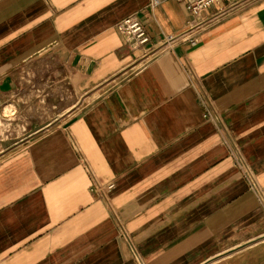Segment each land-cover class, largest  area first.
<instances>
[{
	"label": "crops",
	"instance_id": "1",
	"mask_svg": "<svg viewBox=\"0 0 264 264\" xmlns=\"http://www.w3.org/2000/svg\"><path fill=\"white\" fill-rule=\"evenodd\" d=\"M7 124L0 264H264V0H0Z\"/></svg>",
	"mask_w": 264,
	"mask_h": 264
},
{
	"label": "built area",
	"instance_id": "2",
	"mask_svg": "<svg viewBox=\"0 0 264 264\" xmlns=\"http://www.w3.org/2000/svg\"><path fill=\"white\" fill-rule=\"evenodd\" d=\"M185 4L186 8L194 15L200 14L203 10L211 5L218 3L221 0H178ZM196 27H192L188 31H185L179 35H169L166 37L164 43L158 48L152 50V53L158 49H166L173 47L176 42H189L190 44H196L199 38V31L194 30ZM116 29L125 37V39L132 43L136 47H146L151 42V35L147 30L146 25L138 14H132L124 19L120 20L116 24ZM88 170L89 167L87 166ZM109 187L113 184L109 183Z\"/></svg>",
	"mask_w": 264,
	"mask_h": 264
},
{
	"label": "rangeland",
	"instance_id": "3",
	"mask_svg": "<svg viewBox=\"0 0 264 264\" xmlns=\"http://www.w3.org/2000/svg\"><path fill=\"white\" fill-rule=\"evenodd\" d=\"M7 112H11V110H9V111H7ZM7 126H8V127H5L4 125H2V126L0 125V131H1V132H2V131H5V133H4L5 136H6V132H7L6 130H8V133H9V132L13 129L12 125H8V124H7ZM3 128H4V129H3ZM19 128H20V127H19ZM2 129H3V130H2ZM17 132L20 133V132H21L20 129L17 130Z\"/></svg>",
	"mask_w": 264,
	"mask_h": 264
}]
</instances>
